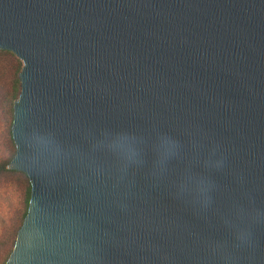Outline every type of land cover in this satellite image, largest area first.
<instances>
[{"label":"water","instance_id":"95a60500","mask_svg":"<svg viewBox=\"0 0 264 264\" xmlns=\"http://www.w3.org/2000/svg\"><path fill=\"white\" fill-rule=\"evenodd\" d=\"M0 49L4 264H264V0H0Z\"/></svg>","mask_w":264,"mask_h":264},{"label":"rangeland","instance_id":"374dc122","mask_svg":"<svg viewBox=\"0 0 264 264\" xmlns=\"http://www.w3.org/2000/svg\"><path fill=\"white\" fill-rule=\"evenodd\" d=\"M5 108L0 99V162L9 160L16 150L14 141L8 132ZM23 177L10 176L0 178V257L4 256L14 238L23 211Z\"/></svg>","mask_w":264,"mask_h":264},{"label":"trees","instance_id":"16d2710c","mask_svg":"<svg viewBox=\"0 0 264 264\" xmlns=\"http://www.w3.org/2000/svg\"><path fill=\"white\" fill-rule=\"evenodd\" d=\"M22 68V62L12 53L9 51H4L0 49V99L5 108L7 122L9 124L8 132L12 138L11 127L13 123V112H14V102L18 98L20 92V81H19V73ZM16 150L13 152L11 157L6 162H0V178L2 177H10V176H21L25 182V189L23 190V211L21 213L19 225L17 226L14 238L11 242V247L9 248L8 252L2 257H0V264H4L8 259L10 253L15 244L16 235L18 229L22 225L24 217L27 214L29 200H30V192H31V185L29 179L25 173L9 170L7 169V164L11 161L15 154Z\"/></svg>","mask_w":264,"mask_h":264}]
</instances>
